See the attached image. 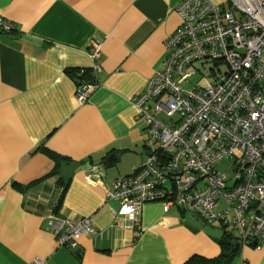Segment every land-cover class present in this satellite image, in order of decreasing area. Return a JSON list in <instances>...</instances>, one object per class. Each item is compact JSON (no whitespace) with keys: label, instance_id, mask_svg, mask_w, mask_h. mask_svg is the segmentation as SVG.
I'll list each match as a JSON object with an SVG mask.
<instances>
[{"label":"crops","instance_id":"crops-1","mask_svg":"<svg viewBox=\"0 0 264 264\" xmlns=\"http://www.w3.org/2000/svg\"><path fill=\"white\" fill-rule=\"evenodd\" d=\"M179 1L0 0V18L13 25L0 30V264H183L219 254L218 222L174 205L163 211L156 200L130 227L108 197L144 159L145 125L132 99L163 67ZM80 81L95 85L82 104ZM50 153L68 158L63 190ZM50 212L90 216L96 233L79 237L76 251L55 248ZM237 251L235 264H264V245Z\"/></svg>","mask_w":264,"mask_h":264},{"label":"built area","instance_id":"built-area-1","mask_svg":"<svg viewBox=\"0 0 264 264\" xmlns=\"http://www.w3.org/2000/svg\"><path fill=\"white\" fill-rule=\"evenodd\" d=\"M180 0L178 27L164 41L163 67L132 101L144 122L145 155L131 175L115 179L108 197L115 216L130 227L146 202L174 205L204 222L230 230L240 246L264 245V0ZM11 22L0 18V30ZM98 69L99 46L90 50ZM225 65L223 70L219 64ZM210 70V79L202 69ZM200 82L184 89L188 78ZM95 85L77 84L85 102ZM232 162V175L216 165ZM88 181H93L88 178ZM170 182V185L167 182ZM54 247L79 248L78 239L95 234L92 217L63 219L48 213ZM140 230V229H139ZM33 264H42L34 259Z\"/></svg>","mask_w":264,"mask_h":264},{"label":"trees","instance_id":"trees-1","mask_svg":"<svg viewBox=\"0 0 264 264\" xmlns=\"http://www.w3.org/2000/svg\"><path fill=\"white\" fill-rule=\"evenodd\" d=\"M85 74L86 71H83L82 76H84ZM49 155L55 162L54 168L51 173L57 175V180L59 182L58 185L62 186L63 187L62 190H63L65 188V183L62 182L61 175L59 176L58 174L61 163L63 161H67L68 158L65 156H60L59 154H55V153H50ZM220 227L222 230V235L219 240V245H220L219 254L212 258H205L202 256L194 255L188 258L183 264H235L234 261L238 254L237 250H238L239 242L237 241L234 234L226 228V226L220 224Z\"/></svg>","mask_w":264,"mask_h":264},{"label":"rangeland","instance_id":"rangeland-1","mask_svg":"<svg viewBox=\"0 0 264 264\" xmlns=\"http://www.w3.org/2000/svg\"><path fill=\"white\" fill-rule=\"evenodd\" d=\"M219 67L221 70H223V68L225 67V65H223L222 63L219 64ZM202 73L210 79V76H208L210 74V70L208 69V65L206 66V68L202 69ZM202 73L200 72H197L196 75H193L191 77L188 78V82H186L183 86L184 89H191L192 88V85L190 84H197L200 82V78L202 76ZM217 169L220 171V172H224L226 173L227 175H232V162L229 161V160H223L221 162H219L217 165H216ZM168 185H170V182L168 181L167 182ZM215 223V222H213Z\"/></svg>","mask_w":264,"mask_h":264}]
</instances>
